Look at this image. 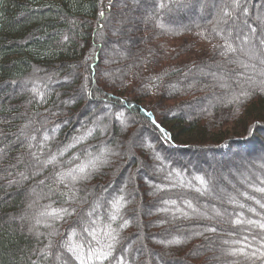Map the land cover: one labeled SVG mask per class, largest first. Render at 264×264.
<instances>
[{
	"label": "trees",
	"instance_id": "16d2710c",
	"mask_svg": "<svg viewBox=\"0 0 264 264\" xmlns=\"http://www.w3.org/2000/svg\"><path fill=\"white\" fill-rule=\"evenodd\" d=\"M144 2L148 5L147 14H151L153 0ZM193 2L195 7L164 14L160 23L169 30L162 31L147 18L144 7L129 11L131 0H0V132L4 134L0 141L6 137L5 142H10L8 157L0 163V176H6L2 170L15 164L17 157L30 159L26 136L36 135L32 144L33 151H37L47 131L53 139L44 151L55 152L77 134L82 124H88L94 114L123 112L127 129L114 118L105 117L106 132L97 130L62 159L67 161L72 155H80L84 160L81 154L85 147L95 152L104 143L111 147L121 145L119 151L126 154L125 158L114 157L112 165L103 167L81 188L90 193L91 203L101 196L115 195L120 187L128 185L124 194L129 203L123 216L130 223L120 233L121 245L116 255H125L129 264H220L212 259L214 253L220 255L222 248L249 235L247 227L232 226L237 214L243 213L245 220L259 218L247 212V206H257L245 202L238 193L251 192L250 184L259 186L260 180H264V162L249 165L250 173L237 175V180L227 177L230 188L224 185L220 172L234 168L233 163L240 159L247 161L263 155L264 161V94H254L237 112L234 105L226 104L231 93L219 86L216 77L227 73V82L238 91L234 81L243 82L241 74L258 79L264 66L257 64L255 72L245 70L230 61L246 57L237 53L225 59L220 54L223 40L212 28L219 9L230 0ZM247 4L248 20L256 26L257 18L264 17V0H247ZM101 11L105 13L103 18L99 15ZM124 13L131 23H125L123 36L114 35ZM199 32L209 38L197 35ZM261 37L264 23L259 25L254 41ZM238 44L239 41H234V46ZM157 76H163L162 83L153 80ZM154 83L159 86L153 87ZM85 84L89 89H99L91 100L81 95ZM31 88L44 93V100L34 96ZM72 97H76L74 103L67 106L61 103ZM105 104L109 107L105 108ZM129 104L135 107H128ZM139 109L151 112L171 140H166ZM54 112L59 115H53ZM65 120L70 122L64 123ZM26 124L29 127L25 128ZM56 125L59 128L53 134L51 129ZM156 154L164 160V172L158 171L161 165L155 159ZM167 166L182 171L184 180H190L192 174L204 175L210 181V191L202 196L181 188L178 183L173 186L165 179ZM25 170L23 166L11 169L14 173ZM26 171L32 173L34 169ZM52 174L50 165L20 184L9 185L7 179H0V264H31L33 260L41 264L34 253L47 239L41 237L43 243H38L28 231V222L20 217L49 204L52 209L63 204L59 196L63 189L52 185ZM170 179L175 182L177 178ZM41 180L45 184H40ZM46 185L56 188V193H50ZM157 185L164 190H158ZM104 188L107 192L102 191ZM252 195L260 198L259 194ZM230 196L245 203V209L230 202ZM166 199L176 200L177 205L190 199L205 215L173 219L174 209L162 202ZM31 200L38 203L30 210ZM74 206L81 215L88 208V205ZM164 208L169 211H161ZM217 211L221 213L219 217L215 215ZM257 211L264 210L257 207ZM106 212V208H100L94 217L97 231L107 223ZM78 220L79 216L74 215L55 222L59 234L52 239L57 248L72 228L80 230ZM206 225L217 228L216 234L206 233L215 241L211 246L214 251L205 247L208 240L203 236H193ZM39 231L47 234L50 229L41 226ZM173 237L183 239L184 243L167 246L160 243ZM224 240L229 245H224ZM197 246L199 253L194 254ZM124 248L128 249L126 253ZM43 264L56 262L49 259Z\"/></svg>",
	"mask_w": 264,
	"mask_h": 264
},
{
	"label": "snow or ice",
	"instance_id": "6c2138e0",
	"mask_svg": "<svg viewBox=\"0 0 264 264\" xmlns=\"http://www.w3.org/2000/svg\"><path fill=\"white\" fill-rule=\"evenodd\" d=\"M199 2V0H197ZM132 7L129 11H135L138 7H144L145 13L147 14L148 5L144 0H131ZM128 7V4H125ZM195 7L193 0H153L152 12L147 14V18L155 23V26L160 28L162 31H168L169 29L160 23L163 15L171 13L174 10L179 11L185 8ZM99 15L103 18L105 13L101 11ZM249 7L247 0H230V3L222 6L218 13L212 32L217 36H220L223 43L220 45L222 49L221 55L228 58L229 54L236 55L237 53L246 57L247 59H240L237 57L236 60L230 61V63L238 65V67L245 70H257V64L264 66V37H261L259 41H254V37L258 34V27L261 23H264V17L257 18V25L253 26L249 22ZM243 17V19H241ZM119 27L114 29V35L119 34L123 36V27L125 23H131V19L128 18V14L124 13L123 18L118 22ZM103 27V25H100ZM225 26H228L227 28ZM247 29V31H245ZM204 39H208V35L204 32H199ZM234 41H239V44L234 46ZM234 71V69H233ZM106 75H109L106 73ZM243 82L240 79L234 81L239 87V90H233L232 84L228 83V75L225 73L220 77H216L219 82V86L227 89L231 94L226 98L227 105H234L236 111H239L241 105H243L249 98L254 94H264V67L260 68L258 73L259 78H255L251 75H244ZM51 79V77H49ZM89 77H85V81H88ZM154 81L162 83L163 76H157L153 78ZM31 82V81H30ZM159 83H154L153 87H158ZM148 88V85H145ZM175 88V85H171ZM151 90V89H149ZM30 91L34 96L39 97L41 101L44 100L45 94L40 92L36 88H31ZM99 89H89L87 84L82 86L81 95L86 96L87 99H93L98 93ZM76 97H72L69 100L61 101V103L67 106L70 103L75 102ZM123 103V102H122ZM105 108L109 105L105 104ZM128 107H135L134 105H128ZM146 117L150 119L152 125H154L164 136L166 140H171L169 133L157 123L151 112L146 109H139ZM53 115H59V113H53ZM105 117L108 119H115L120 122L123 129L128 128V122L123 112L111 113L108 111L100 114H94L93 117L88 121V124H82L81 129L77 130V134L72 136L67 144H61L57 147L56 151L53 152L50 149L45 152L44 149L47 147L49 141L53 139V136L49 135L47 131L43 133V140L38 144V150L33 151L34 145L32 141H36L37 137L35 134L26 136L29 140L28 143V156L30 159L25 160L23 156L16 158L15 164H10L8 168L2 171L6 173V176H0V179H7L9 185L20 184L25 180H28L30 176L47 169L50 165L53 168L52 174V185H59L63 190L59 191V196L63 200V204L58 209H52L51 205H47L39 211L32 212L31 214L25 213L20 217L21 221L28 222V231L35 236L38 243H43L41 237L47 239V243L42 248L35 250L38 259L43 264V261L49 259L54 260L56 264H72L73 261L76 264H129L125 255H116L117 247L121 245V235L125 227L128 226L130 221L125 219L123 216L124 209L127 207L129 201L125 196V189L128 187L127 184L123 185L117 190V194H109L107 197L101 196L100 198L94 199L89 203L88 196L90 193L86 189H82L81 186L86 185L90 179L100 172L105 166H110L114 163L113 158L119 157L120 159L125 158V153L119 151L121 145L117 144L116 147H111L107 143L102 144L95 152L89 151L87 147L84 148L81 159L80 155H72L70 159L64 161L62 158L65 153L72 149H75L77 145H82L89 137L93 136L94 133L106 132L108 129L107 124L103 123ZM70 120H65L64 123H69ZM29 127V124L25 125V128ZM59 128V125L54 126L51 132L54 134ZM36 131H39L37 129ZM4 134L0 132V136ZM23 135V130H21ZM19 139V137H17ZM6 141V137H5ZM0 141L3 146H0V163L3 162L4 158L8 157L10 142ZM151 147V145H149ZM131 151V146L129 147ZM43 157V158H42ZM155 159L160 161V167L158 171L164 172L165 164L163 158L159 154L155 155ZM66 165V166H62ZM23 166L26 170L28 168L34 169V172L29 173L25 171H17L14 173L11 169H18ZM169 171L165 173V179H169V183L173 186L178 183L181 188H188L189 190L195 191L200 195H205L210 191V181L206 179L204 175L192 174L190 180H184L182 171H176L167 166ZM175 176L177 179L173 182L170 177ZM131 180V177H129ZM40 184H45L44 180L40 181ZM52 185H46L49 188V192L55 194L57 189ZM251 192H239L238 195L243 197L245 202L251 201L253 205H256L259 209L264 210V180H260L259 186L250 184ZM158 190L163 191L159 185L156 186ZM83 191V194H81ZM107 192V188L102 190ZM35 193V189L32 190V194ZM252 193L259 194L260 198L252 195ZM48 195V194H45ZM230 202L235 203L240 209H245L246 204L237 201L236 196L229 197ZM163 204L171 206L172 218L173 219H191V214H197L204 216L205 213L199 212L198 208L194 206L193 201L190 199L183 200L181 205H177V201L174 199H166L162 201ZM38 203L37 200H31L28 203V209H33L34 205ZM67 206H64V205ZM79 204L81 207L88 205V208L81 215L74 205ZM257 207L247 206V212L251 213L253 217H259L258 219H243V213H238L237 218L234 219L231 224L233 227H247L249 235L243 237V241L235 240L227 248L220 250V255H213L212 259L220 262V264H264V211L258 212ZM100 208H106V219L107 223L97 231V220L94 218L98 216V210ZM161 211L168 212V208L161 209ZM77 215L79 216L78 223L80 224V230L72 228L67 238L59 245L53 242L52 237L58 235V229L55 226L56 221H65L68 217ZM215 215L219 217L220 212H216ZM119 223L117 224V222ZM167 221H161L160 223H166ZM113 224H117V227H113ZM50 229L47 234L39 231V228ZM255 229L256 231H253ZM206 233H217L215 226L206 225L201 232L193 233V236H203L208 240V245H205L208 250L214 251L212 245L215 241L206 235ZM84 237L82 240L81 237ZM251 236V239H249ZM90 238V239H88ZM188 239V237H185ZM160 243L167 245H179L184 243V240L179 237H173L171 240L160 241ZM224 245H229L228 240L222 241ZM53 249H56L53 251ZM200 246L194 250V254H198ZM128 249L124 248L123 252H127ZM31 264H37L36 260H33Z\"/></svg>",
	"mask_w": 264,
	"mask_h": 264
},
{
	"label": "rangeland",
	"instance_id": "374dc122",
	"mask_svg": "<svg viewBox=\"0 0 264 264\" xmlns=\"http://www.w3.org/2000/svg\"><path fill=\"white\" fill-rule=\"evenodd\" d=\"M263 161V155H257L254 156L252 159L249 160H237L235 161L234 168L229 169L228 171H222L220 172L222 174L223 183L226 186L231 187L229 181L227 180V177L233 178L234 180H237V175H244L245 173H250L249 171V165L251 166H257L258 163H262ZM213 169V167H212ZM214 169L219 170L218 167H214Z\"/></svg>",
	"mask_w": 264,
	"mask_h": 264
}]
</instances>
